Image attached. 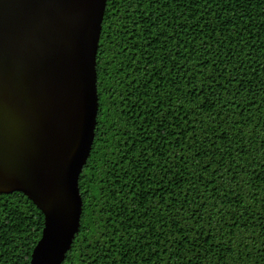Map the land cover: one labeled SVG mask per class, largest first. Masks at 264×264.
Returning a JSON list of instances; mask_svg holds the SVG:
<instances>
[{"label": "trees", "instance_id": "obj_1", "mask_svg": "<svg viewBox=\"0 0 264 264\" xmlns=\"http://www.w3.org/2000/svg\"><path fill=\"white\" fill-rule=\"evenodd\" d=\"M96 73L62 264H264V0H106ZM42 228L0 194V264Z\"/></svg>", "mask_w": 264, "mask_h": 264}, {"label": "water", "instance_id": "obj_2", "mask_svg": "<svg viewBox=\"0 0 264 264\" xmlns=\"http://www.w3.org/2000/svg\"><path fill=\"white\" fill-rule=\"evenodd\" d=\"M105 6L0 0V194L22 193L43 215L29 264H62L80 228Z\"/></svg>", "mask_w": 264, "mask_h": 264}]
</instances>
